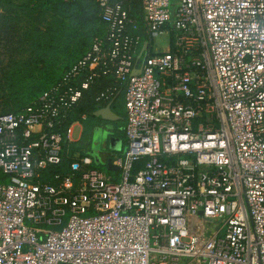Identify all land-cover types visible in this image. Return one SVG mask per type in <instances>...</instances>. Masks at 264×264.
I'll return each mask as SVG.
<instances>
[{"label":"built area","instance_id":"2783aa9c","mask_svg":"<svg viewBox=\"0 0 264 264\" xmlns=\"http://www.w3.org/2000/svg\"><path fill=\"white\" fill-rule=\"evenodd\" d=\"M60 1L103 31L0 114V264H264V0ZM104 82L95 111L122 92L126 115L111 172L75 118Z\"/></svg>","mask_w":264,"mask_h":264},{"label":"trees","instance_id":"16d2710c","mask_svg":"<svg viewBox=\"0 0 264 264\" xmlns=\"http://www.w3.org/2000/svg\"><path fill=\"white\" fill-rule=\"evenodd\" d=\"M89 28L88 34L92 37L83 34ZM102 31L96 7L89 1L0 0V55L5 54L8 58L7 65L0 68V93L7 97L4 107L8 110L0 114L18 113L54 85L83 57L93 38ZM72 45L75 46L74 59L70 58ZM52 57L64 63L50 76L46 67ZM8 68L12 72H5ZM37 80H40L38 86L34 83ZM105 83L83 91L75 116L86 115L81 121L83 136L94 125L93 113L97 109L94 99ZM110 104L112 111L120 117L113 123L114 134L124 142L126 115L122 92ZM95 168L104 171L100 166ZM5 181L6 178L0 175V182Z\"/></svg>","mask_w":264,"mask_h":264},{"label":"rangeland","instance_id":"374dc122","mask_svg":"<svg viewBox=\"0 0 264 264\" xmlns=\"http://www.w3.org/2000/svg\"><path fill=\"white\" fill-rule=\"evenodd\" d=\"M88 31H91V29H86L83 31V34H85L87 37H92L90 34H88ZM82 39V38H80ZM165 44H166V37L165 36H160L159 38L155 39L154 40V51H160L162 49L165 48ZM71 54H70V58L72 57L73 59L76 57L75 56V53H74V50H75V46L72 45L71 48ZM8 63V58L5 54H2L0 55V68L2 67H5ZM64 62L61 61V59H57L56 57H52L50 58L49 62H47V67H46V72L50 75V76H53V72L58 69V67H60ZM7 71L5 72H12L10 70V68L6 69ZM63 70V69H62ZM37 76V75H36ZM35 85H39L40 84V80H37L34 82ZM5 94L3 93H0V113L4 112V111H7L8 109L6 107H4V100L7 98L5 97ZM103 125H107V122H102L101 124L97 125L96 127L98 126H102ZM79 127H76L75 130H74V138H77L78 137V133H79ZM104 131H101L100 133L99 132H96L92 129V132H91V135L93 134V136H99V140L101 141V147L100 149H97V151H95V153L101 158V160L103 162H105L108 158H110V156L114 153L112 152L110 149H109V146H108V141H107V138L105 137L104 135ZM104 169V168H102ZM105 171V169H104Z\"/></svg>","mask_w":264,"mask_h":264},{"label":"water","instance_id":"95a60500","mask_svg":"<svg viewBox=\"0 0 264 264\" xmlns=\"http://www.w3.org/2000/svg\"><path fill=\"white\" fill-rule=\"evenodd\" d=\"M146 48H147V43L145 42V43H143L141 52L138 55L136 62H138L140 60V56H141L142 52L146 50ZM132 73L133 74H139L140 71L134 70ZM93 117L94 118H100L101 120H103L105 122H110V123H116L120 120V117L112 111L110 103L108 105H106L103 109H99V110L95 111L93 113ZM104 135L107 138L109 149L112 152H120L121 147H122V140L113 136V134L111 132L110 133L105 132ZM100 143H101V141L99 140V136H96V135L93 136V134H92V137H91V144L92 145H91L90 151H88L89 155L94 159L96 166H100V167L104 168L107 172L117 171V168L113 167L111 165L109 159H107V161L103 162L101 160V158L95 153V151H97V149H100V147H101Z\"/></svg>","mask_w":264,"mask_h":264},{"label":"flooded vegetation","instance_id":"af4514ba","mask_svg":"<svg viewBox=\"0 0 264 264\" xmlns=\"http://www.w3.org/2000/svg\"><path fill=\"white\" fill-rule=\"evenodd\" d=\"M102 122H104L103 120H101L100 118H95V120H93V123L94 125L92 126V129H94L97 125L101 124ZM92 129H89L86 133H85V136H81V139H80V145L82 147L83 150H87V151H90L91 149V132H92Z\"/></svg>","mask_w":264,"mask_h":264},{"label":"crops","instance_id":"0c3cea01","mask_svg":"<svg viewBox=\"0 0 264 264\" xmlns=\"http://www.w3.org/2000/svg\"><path fill=\"white\" fill-rule=\"evenodd\" d=\"M118 138V137H117ZM119 139H121V138H119ZM122 140V139H121ZM82 148V147H81ZM122 148H123V140H122V147H121V150H122ZM87 151V150H86Z\"/></svg>","mask_w":264,"mask_h":264}]
</instances>
